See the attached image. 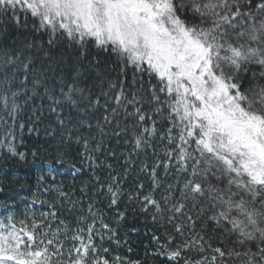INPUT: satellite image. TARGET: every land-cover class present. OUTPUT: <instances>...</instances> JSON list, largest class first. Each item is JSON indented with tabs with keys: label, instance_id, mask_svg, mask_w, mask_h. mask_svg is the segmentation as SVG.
<instances>
[{
	"label": "snow or ice",
	"instance_id": "obj_1",
	"mask_svg": "<svg viewBox=\"0 0 264 264\" xmlns=\"http://www.w3.org/2000/svg\"><path fill=\"white\" fill-rule=\"evenodd\" d=\"M0 19L48 35L0 27V148L24 159L18 130L48 119L99 185L39 176L22 212L3 205L0 264H141L112 247L125 198L164 228L150 255L165 264H264V0H0Z\"/></svg>",
	"mask_w": 264,
	"mask_h": 264
},
{
	"label": "trees",
	"instance_id": "obj_2",
	"mask_svg": "<svg viewBox=\"0 0 264 264\" xmlns=\"http://www.w3.org/2000/svg\"><path fill=\"white\" fill-rule=\"evenodd\" d=\"M0 27L5 28V32L8 35L9 42L12 40L35 42L37 45L43 44L47 46L48 35L41 34L33 31L32 20L29 19L27 28L23 25L18 27L8 28L5 26V20L0 19ZM3 35V33H0ZM33 53L37 49L32 50ZM57 55H64L66 58L73 55L71 50L67 48V45L57 50ZM95 58L100 62V68L107 74V78L116 79L120 71L119 65L116 63L115 57H111L109 53L103 50L91 47L89 50V59ZM87 64V61H85ZM95 73H93V76ZM129 81H131V73H129ZM89 83H96L94 79H90ZM97 91H99V85L97 84ZM54 122L56 117L53 114H47ZM27 119V117H25ZM54 124H49L48 119H45L44 123L37 122L35 124V131L29 132L25 127L22 132L18 130V135L22 137V143L18 142V150L25 154L24 159L19 156H13L4 152L0 148V196H6L8 198L18 195L23 199H31L33 194L39 191V185L37 184L36 166H44L51 164L56 167L60 164V167L66 165L75 164L76 167L81 166V160L77 155L76 147H67L59 143V140L49 136L46 132L52 130ZM105 146H108V141L105 142ZM111 146L116 147L118 152H124L125 146L121 143L116 145L115 140L111 142ZM33 153H36L34 156ZM106 153L101 155L103 160ZM107 163H114L112 160H107ZM122 162V161H121ZM138 166V165H137ZM90 170L85 168L82 173H72L63 175L56 178L57 183H63L69 188L74 186V191L79 194L80 188L88 184L89 194L93 195L99 189V185H95L94 181L89 180ZM74 173V172H73ZM97 174L103 175L104 173L98 172ZM136 175L133 171L132 176ZM132 177H129V183H131ZM144 182L147 184L145 178ZM127 187V185L125 186ZM159 195V194H158ZM107 201L105 200V205ZM46 211V209H45ZM117 209L106 210V215L115 218ZM119 211L125 212V217L119 221L120 225V238L121 240H127V244L115 248L114 254L121 255L130 260H139L141 264H165V258L153 257L150 253L153 252L156 245L152 241V235L155 233L160 236L164 232V228L160 227V224L153 223L150 215L144 214L139 206L134 202L125 200L121 203ZM136 231H132V228ZM208 235L214 240L218 238V234L212 233L209 230ZM105 246H108L107 244ZM129 247L131 251H129ZM194 258L198 259L194 253L191 254Z\"/></svg>",
	"mask_w": 264,
	"mask_h": 264
},
{
	"label": "rangeland",
	"instance_id": "obj_3",
	"mask_svg": "<svg viewBox=\"0 0 264 264\" xmlns=\"http://www.w3.org/2000/svg\"><path fill=\"white\" fill-rule=\"evenodd\" d=\"M149 157H151V150H149ZM73 172H74V169L72 168L71 165H66L64 167H60V164H58L56 167H54L51 164H46L44 166L37 165L35 174H36L37 178L41 175H44L48 178L49 181H51L53 178L56 179V178H59L63 175L69 174V173L74 174ZM38 188H39V191L43 190L40 185ZM31 199L29 198V199L25 200V199H23V197H19L18 195L12 196L10 198H8L6 196H0V214H4L5 209H4L3 205H5V204H10V205L11 204H18L19 205L18 210L22 212L24 209V205L26 203L30 202ZM35 208H37L40 211H45V209H46V208H40L39 205H36Z\"/></svg>",
	"mask_w": 264,
	"mask_h": 264
}]
</instances>
